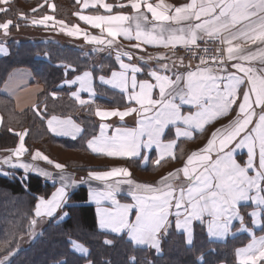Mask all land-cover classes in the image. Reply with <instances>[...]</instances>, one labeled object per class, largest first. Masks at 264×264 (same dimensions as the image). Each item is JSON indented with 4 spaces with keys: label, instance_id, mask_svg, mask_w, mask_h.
<instances>
[{
    "label": "snow or ice",
    "instance_id": "1",
    "mask_svg": "<svg viewBox=\"0 0 264 264\" xmlns=\"http://www.w3.org/2000/svg\"><path fill=\"white\" fill-rule=\"evenodd\" d=\"M9 2L10 0H0V14L7 15L10 12L4 6ZM75 2L80 3V0ZM45 5L53 11L56 8L55 4L44 0V3L31 10L32 13H38ZM97 5L108 14L85 15L78 11L74 15L90 28L98 29L100 35L89 33L79 24L57 20L55 15L43 14L40 18L33 16L30 19L32 26L58 30L77 39L82 37L86 43L98 46L97 50L116 48L115 59L119 62V70H112L109 77L100 75L98 79L123 92L126 106L124 110L97 108L95 115L101 120L117 117L123 122L125 117L136 113L138 127H117L115 133L108 137L105 130L110 126L101 123L100 135L86 141L87 148L94 154L126 160L140 158L147 162L148 152L155 148L158 154L153 163L158 166L169 157L176 158L173 152L176 141L165 142L164 139L170 126L174 128L176 136L190 137L191 133L186 129L203 131L205 125L227 116L231 111L236 112L235 118L227 125L212 132L203 148L188 155L182 168L161 177L155 186L127 179L131 177L127 167H114L102 172L89 171V178L94 180L120 176L126 178L117 181L115 186L108 185L104 190L89 192L88 202L97 205L98 228L117 235L126 234L133 245L149 246L159 253L161 237L172 226L170 216L175 217V228L183 233L185 244L189 248L194 247L195 222L204 226L207 235L213 238L226 237L232 231L233 221H239L240 228L237 231L251 232L252 229L246 226L245 215L241 212V202L251 201L255 205L248 212L251 224L258 227L264 225V219L261 218L264 215V0H189L178 6L167 4L165 0H157L155 4L149 0H127V3L116 5L105 0H83L82 9H96ZM114 7H130L133 14L119 11L113 14ZM142 8L151 14V20L156 23L149 21V17L141 11ZM19 19L27 23L29 17L21 12ZM129 22L134 23V32L131 26H126ZM146 24H151V27H146ZM12 26L18 28L19 23L14 24L11 18L0 22V30L5 36ZM121 36L127 41H135L130 44V49L141 51H144V45L173 50L180 45L193 56L199 50V63L194 70L189 62L186 71H176L169 75V63L162 62L169 59L167 55L148 56V60L155 58L159 67L148 71L147 75L151 80H138L137 74L144 69L131 63L137 58L131 50H119L118 38ZM201 40L205 45L209 41H218L220 46L216 48V54L210 55L207 46L201 49L198 44ZM253 45L256 46L255 49L251 47ZM0 53L8 54L2 46ZM122 57H127L130 62L125 63ZM137 59L145 61L144 56ZM254 62L262 67H256ZM180 65L183 66L182 57ZM64 67L67 75V69L72 68V65ZM72 70L75 71L74 68ZM92 78L93 73L86 70L73 79H65L61 86L70 87L78 83L79 88L72 91L70 96L84 106L93 103L80 96L82 91L95 96ZM155 89H158V98H153ZM51 95L55 98L57 93L53 92ZM133 103L139 107L132 106ZM185 106L189 110L185 111ZM37 115H42L38 109ZM47 126L52 133L70 136L73 140L83 132L70 116L60 118L52 115L47 118ZM26 134L27 130L15 133L19 137L18 147L12 150L17 158L16 162L13 163L9 156L0 163L9 165L12 169H23L25 173L35 172L49 177L50 173L20 161L19 158L27 151ZM240 149L247 150L244 164L239 163L235 156ZM32 160H44L61 172L64 169V165L54 163L39 150L32 155ZM181 172L187 186L181 184L177 189L171 179L178 177ZM0 176L15 179L14 172H0ZM26 179L27 176L22 177L20 182L27 191ZM63 179L61 175V180ZM82 182L87 181L82 178ZM120 184L133 186L132 203H122L117 199ZM77 186L75 181L71 184L62 183L49 198H36L34 218L29 221L31 233L34 234L39 219L45 216L51 219L58 210L71 206L72 193L68 189ZM68 215V212L63 213L65 217ZM70 243L74 246L73 251L86 258V264H94L88 258L89 249L74 241ZM254 243L256 237L253 234ZM104 244L110 246L113 240L105 239ZM253 244L237 250L239 264L264 262V236L259 238L258 250L254 249ZM18 251V248L3 249L0 252V264H12V257ZM56 264L68 262L58 260ZM128 264H137L136 257H129ZM197 264H207L203 253L197 258Z\"/></svg>",
    "mask_w": 264,
    "mask_h": 264
},
{
    "label": "trees",
    "instance_id": "2",
    "mask_svg": "<svg viewBox=\"0 0 264 264\" xmlns=\"http://www.w3.org/2000/svg\"><path fill=\"white\" fill-rule=\"evenodd\" d=\"M115 3L116 0H109ZM181 3L187 0H170ZM56 5L54 15L71 24L76 21L73 12L77 9L73 0H53ZM33 0H14L8 8L7 15L0 14V22L13 19L14 24L26 27L18 18L21 12L30 15L29 9L33 6ZM120 10L119 8H116ZM122 10L127 11V8ZM17 27H10V33H15ZM6 45L9 53L0 57V112L3 115V124L0 128V150L12 149L16 146L18 136L13 133L20 129H27L25 146L28 150L39 149L52 161L64 165L65 168L79 173L89 170H99L95 166L97 157L86 148V141L94 136L98 129L94 108L96 104L124 107L125 101L122 94L110 90L101 85H96L99 98L96 104L78 106L69 96L65 87L59 84L65 78L89 69L96 76L106 74L117 68V63L108 54L100 55L98 48L76 45L75 42L64 39L49 38L46 40H20L9 38ZM99 56V65L95 66L96 57ZM72 65L67 69L65 65ZM16 67L29 68L34 80L41 85L37 105L17 111L11 99L1 93V86L10 71ZM57 93L53 98L51 93ZM37 109L42 115H37ZM50 115L72 116L77 119L83 128L80 137L75 140L59 139L53 137L46 129L45 118ZM210 128L196 134L191 140L180 141L177 145L175 159L162 161L160 165L140 167L138 159H120L114 161L128 167L132 176L138 178L139 172L150 171L157 174L170 167L175 160L182 159L192 147L198 146L208 135ZM9 129H12L10 132ZM170 135V132L167 133ZM91 166L89 168L88 166ZM95 166V167H94ZM104 168V167H103ZM167 170V169H166ZM165 170L162 173H164ZM15 179L0 176V252L5 248H18L19 251L12 257V264H56L58 260H67L68 264H85L86 258L75 253L70 248V241H77L89 249V257L94 264H128L129 257L135 256L137 264H197V258L201 253L207 264H236L234 250L247 241L246 236L230 237L223 242H212L208 239L204 226L194 225V247L189 248L185 244L184 235L178 233L171 226L166 235L161 239V251L156 254L147 248L134 246L126 235H113L100 231L97 227L95 210L92 205L85 204L87 198V186L79 184L70 192V207H64L68 216L58 221L53 217L41 225L40 229L31 233L29 221L34 218L37 197H48L55 186L46 182L40 176L32 173L23 174L14 171ZM27 176L25 186L20 182ZM33 236L34 238L26 246L19 248L22 238ZM113 240L112 245H105L104 240Z\"/></svg>",
    "mask_w": 264,
    "mask_h": 264
},
{
    "label": "crops",
    "instance_id": "3",
    "mask_svg": "<svg viewBox=\"0 0 264 264\" xmlns=\"http://www.w3.org/2000/svg\"><path fill=\"white\" fill-rule=\"evenodd\" d=\"M13 1L14 0H10L9 4L8 5H4V6L8 7ZM33 1H35V3L29 9L30 15L28 16L29 17L28 22L26 23L25 21H22L23 24L26 25V27L17 28L15 33L19 32L20 30H31L32 34L34 35L35 33L39 34V33H46L47 31H52L50 29H46L43 26H32L31 25L30 19L33 16H35L36 18H40V16L43 15V14L54 15V11L52 9H50L47 5H45V7H43V8H40L38 13H32L31 10L33 8H36V7H38V5L44 3V0H33ZM73 1H74L75 5L77 6V9L73 12V16L76 18V21L71 23V24H79V26L81 28L86 29L89 33L94 34V35H100V31L98 29H92V28H90V26L84 24L82 21H79L78 17L75 16L74 13H76L78 11H82V13L85 14V15L108 14V13H105V11L102 8H100L99 5H97L96 9H92V8L82 9L83 0H80V3H76L75 0H73ZM105 2L111 3L109 0H105ZM149 2H152V3L155 4L157 2V0H149ZM187 2H189V0L181 2V3H174V2H172L170 0H165V3L173 4V5H177V6L182 4V3H187ZM48 3L55 4L53 2V0H48ZM118 3H127V0H116L115 3H111V4L116 5ZM126 8L128 9L127 11L122 10V9L117 10L114 7L113 14H115L118 11L119 12H125V13H128L130 15L133 14L130 7H126ZM141 11L145 12V14L149 17V21H151V23H156L155 21L151 20V14L147 13L144 8H142ZM18 18H19V16H18ZM57 20H60V19L57 18ZM126 26H131V28L133 29V32L135 31L134 23L129 22V25H126ZM145 26L146 27H151V24H146ZM37 31H40V32H37ZM9 32H10V29H9ZM55 32H56L57 37L59 39H61V40L68 39V40H71V41L75 42L76 45L79 44L80 46L92 45V44L86 43L83 40L82 37L77 39V38L69 37V36H67V35H65L63 33H60L58 30L55 31ZM0 33H3V31L0 30ZM134 42L135 41H131V42L127 41L122 36L118 38V44H119V50L120 51H129V50H131L134 53V57L138 58L139 56H144L145 57V61H147L145 63V61H141V60H139L137 58H134L131 61V63H136L138 66H140V67H142L144 69V71L142 73H138L137 74V79L138 80H143V79H150L151 80V78L147 75L148 71L151 70V69H156V68L159 67V64H158L157 60L155 58H153L151 60H148V56L156 57L158 54L167 55L169 57V59L167 61H162V62L169 63L170 68H171V71L169 73H167L169 75H171L172 72H176V71L184 72V71H186V69H187V67L189 65L188 62H184L183 61V66H181L180 65V58H181L180 55L176 54V53H173L172 49L158 48V47H154V46H151V45H144L143 46L144 51H141L140 49H130V44L134 43ZM0 46L4 47L6 49V51H7V53H9V47L7 45H5L4 43H0ZM93 46L98 48V46H96V45H93ZM99 47H102V46H99ZM251 47L253 49H255L256 46L253 45ZM115 53H116V48H113V49L105 48V50H103V51L99 50V56L108 54V55H110L112 57V59H114V61L117 63V68H115L113 70H117L118 71L119 70V67H118L119 62L115 59ZM7 55H5L3 53H0V57H5ZM99 56L96 57L95 60H99ZM122 59L124 60L125 63H129L130 62L127 59V57H122ZM173 61H175V64H173ZM196 65L197 64H192L191 63V67H192L193 70L195 69ZM254 65L256 67H258V68L262 67L257 62H254ZM86 70L87 71H91L89 69H85V70L73 75L72 77L65 78V79H73L77 75H82V73L84 71H86ZM111 71L106 73V74H99V75H96V76L93 74L92 86H93V88L95 90V96H92L89 92L82 91V92H80L81 98L85 99V100H92L93 103H91V104H96V101L99 98L106 99L104 96L99 95L97 90H96V85H101L103 87H106V88H108L110 90H113V91H116V92L122 94L123 97H124L125 106H126L125 94L123 92H121L117 88L111 87L110 85H105V84L101 83L100 80L98 79V77L100 75H104L106 77H109L111 75ZM64 80L61 81V83L59 84V87H65L68 90V93H69V96H70V93L72 91H76L79 88V84L77 83V84L72 85L70 87L67 86V85L61 86L62 82ZM152 82L154 83L155 81H152ZM41 89H42L41 85L34 80L33 74H32V72H31V70L29 68L16 67V68H14V69H12L10 71V73L8 74L6 80L4 81L3 85L1 86V93L5 97L11 99L13 101V103H14L15 109L20 112V111H23V110H25L27 108H34L35 109V107L37 105V101H38L37 99H38L39 93L41 92ZM153 98H158V89L154 90ZM71 99L73 101H75L72 97H71ZM75 103L78 106H81L76 101H75ZM91 104H87V105H91ZM87 105H84V106H87ZM96 105L97 106L94 108V115L93 116L95 117V119L98 122V129H97V132H96V134L94 136H99L100 135V124L101 123H105V124H108L110 126V127H108L105 130V133H106V135L108 137H111L115 133V129L117 127L121 128V129H124V128L135 129V128L138 127V125H137L138 117H137L136 113H133L131 116L125 117L123 122H121L119 120V118H117V117H111V118H107L105 120H101L99 117H97L95 115V111H96L97 108H100L101 110H113V109L124 110L125 106L124 107H117V106H110V105H107V104H96ZM132 106L139 107L138 105H135L134 103H133ZM81 107H83V106H81ZM235 107L236 106L234 105L233 108L235 109ZM184 110L185 111L189 110L188 106H185ZM193 111H194V109H193ZM51 116L52 115H50V116L45 118V125H46V129L49 132V134H51L55 138L73 140L70 136L56 135V134L52 133L48 129L47 118H50ZM56 116H58L60 118L69 117V115H67V116L56 115ZM235 116H236V112L235 111H231V112H229V114L227 116L219 117L217 120L213 121L212 123H210L208 125H205L204 130L209 128V127H211L207 137L198 146L192 147L189 150V152L182 159L175 160L174 162H172V165L170 167L166 168L167 170L163 169V171L165 170L164 173L161 174V172H163V171H161V172H159L157 174H154V173L146 170V171L139 172L141 174V176L138 177V178H134L132 176V174H131V177H128L127 179H132L134 181V183L151 184V185L155 186L157 184V181H159L161 177L166 176L169 172H175L176 169L182 168L184 163H185V161L187 160L188 155H190L194 151H197V150L203 148L205 146V144L207 143V140L211 137L212 132H214L216 128H219L222 125H227L229 123V121H231L232 119L235 118ZM70 117L72 118V120L76 124H78L82 128V126L80 125V123L77 121V119L75 117H72V116H70ZM0 118H2V119H0V128H1V126L3 124V115H2L1 112H0ZM180 127L184 128L183 125H180ZM25 130H27V129H20V130H17V131H13V133H23V132H25ZM186 130L191 133L190 137L176 136L175 133H174V128L172 126H170V130L168 131V132H170V135L166 134V137L164 138L165 142H167L168 140H175L176 141L175 147L173 149L174 155L177 152V145H178V143L180 141L191 140V139H193L195 137L196 134H200V133H202L204 131V130L201 131V130L196 129V128H188ZM81 134L82 133L78 134V137H80ZM25 137H26V135H25ZM92 137L93 136H91L89 139H91ZM18 144H19V137H18V140H17V144H16V146L14 148L8 149V150H0V162H2L5 157L11 156L12 162L15 163L17 158L15 157V155H13L12 150L17 148ZM25 148L27 149L26 146H25ZM86 148H87V146H86ZM37 150H39V149H31V150L27 149V151L25 153H23V155L19 158L20 161L24 162V163H30V164L34 165L37 169H41L43 171H46V172L50 173L49 177H43V176H41V175H39L38 173H35V172L32 173V174L40 176L46 182H49L50 184H53L55 186L53 192L56 190V188L60 187L62 183L71 184L73 181H75L77 183V185L85 184L87 186V198H86L85 204L92 205L94 207L96 223H97V213H96L97 205L95 203L88 202L89 192L91 191V192L95 193V192H97L99 190H104V189H106V187L108 185L115 186L117 181H120V180H123V179H126V178L120 176V177H111V178H109L107 180H94V179L89 178L88 173H89V171H101V172L102 171H108V170H110V169H112L114 167H127L124 164L115 163L114 162L116 160H120L121 158H112V157H108V156H105V155H102V154H94L91 150H89L87 148V150L92 155L100 157V158H97L95 166L100 167L102 169L89 170V171H87L85 173H79V172H76L74 170H70V169H67V168L64 167L63 171L61 172V170L56 169L54 167V165H50L44 160H32V155H34ZM40 152L43 155H46L42 151H40ZM142 152H143V150H142ZM157 154H158L157 150L155 148H153L152 150H150L148 152L149 160L147 162L143 161L140 158H135V159H138L140 161V167L144 169V168H146V167H148L150 165L156 166L153 163V161L156 159ZM235 156H236V158H237L239 163L244 164L245 161H246V158H247V150L246 149H240V150H238L235 153ZM169 159H172V158L169 157L166 160H169ZM54 163H56V162H54ZM88 167L91 168L92 165L91 166L89 165ZM5 171H9V172L19 171V172H22L23 174H28V173H25L23 169H18V168L17 169H12L9 165H4V164L0 163V172H5ZM250 174H252V173L250 172ZM61 175L64 177L63 181L61 180ZM82 178H83L84 181H87V182H82ZM171 182L174 184V186H177V189H178V187L181 184H183L185 187L187 186V181L183 177L182 172L179 173L178 177L172 178ZM132 187L133 186H130L128 184H120L119 185V192L117 194V199H119L122 203H132L133 202L132 196H131ZM68 190L71 191L73 189L70 188ZM51 194L48 197H45V198H49L51 196ZM254 207H255V205H253L251 201H249V202H241V204H240L241 212H242L243 215H245V218H246V222H247L246 226L248 228L252 229L251 232H248V231H237V229L240 228L239 221H233L232 231L226 237H224L223 239L209 237L207 235L206 230H205V233H206L208 239L210 241H212V242H219L220 243V242H223V241L227 240L230 237L241 236V235L248 237L247 241L244 244L238 246L234 250L233 257H234V261H235L236 264H239V259H240L239 256L237 255V250L238 249H242V248H246L249 244H253V234L256 237V243L253 244V247H254V249L258 250L259 247H260L259 238L261 236H264V225H261L259 227L255 226V225H252L251 224V218L248 216V212H250ZM64 212H66V211H64L63 209L62 210H58L54 217H58V221H62V220H64L67 217V216L66 217L63 216ZM131 218L134 219V216H132ZM261 218L264 219V215H262ZM49 219L50 218H48L46 216L42 218V220H46V221H48ZM169 219L172 221V227L174 228V230L176 232H178V233L183 234L182 232L177 231V229L175 228V217L174 216H170ZM196 223H199V222H195L194 225ZM194 225H193V227H194ZM99 230L103 231V232H106V233H110V232H107V231H104V230H101V229H99ZM110 234L117 235V234H114V233H110ZM121 235H123V234H121ZM124 235H126V234H124ZM126 237L128 238L127 235H126ZM162 237H163V235H162ZM162 237H161V239H162ZM128 240H129V238H128ZM74 242H76L78 244H81V243H79L77 241H74ZM73 247L74 246L71 243V245H70L71 250L73 249ZM137 247L147 248L149 251L158 254L155 249H153V248H151L149 246H137ZM74 252L79 254L76 251H74ZM85 264H86V262H85ZM218 264H225V263L221 262V263H218ZM261 264H264V262H261Z\"/></svg>",
    "mask_w": 264,
    "mask_h": 264
},
{
    "label": "rangeland",
    "instance_id": "4",
    "mask_svg": "<svg viewBox=\"0 0 264 264\" xmlns=\"http://www.w3.org/2000/svg\"><path fill=\"white\" fill-rule=\"evenodd\" d=\"M37 32H40V31H37ZM39 34L35 33L33 35L31 30H20L19 32L12 33V34L9 32L7 36H5L3 33H0V43H4L6 45V41L5 40H7L9 38H17V39H20V40H27V39H31V40H46V39H49V38H54V39H57V40H61V39H59L57 37L55 31H47L46 33H39ZM94 64H95V66L99 65V60H95ZM45 221L46 220L39 219V222L36 225L35 230L40 229L41 225H45L46 224ZM33 238H34L33 236L22 238L19 241L18 247L21 248V247L26 246L27 243L30 242V240L33 239Z\"/></svg>",
    "mask_w": 264,
    "mask_h": 264
},
{
    "label": "built area",
    "instance_id": "5",
    "mask_svg": "<svg viewBox=\"0 0 264 264\" xmlns=\"http://www.w3.org/2000/svg\"><path fill=\"white\" fill-rule=\"evenodd\" d=\"M198 44L201 46V49L205 46L209 49V54H216L215 50L219 45L218 41H209L207 45H205V42L203 40L198 41ZM173 53L179 54L180 57L183 58L184 62H191L192 64H198L199 63V50H197L198 54L193 56L191 52L188 49H185L184 47L177 45L176 49H172ZM211 63V61H210Z\"/></svg>",
    "mask_w": 264,
    "mask_h": 264
}]
</instances>
